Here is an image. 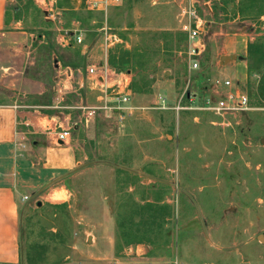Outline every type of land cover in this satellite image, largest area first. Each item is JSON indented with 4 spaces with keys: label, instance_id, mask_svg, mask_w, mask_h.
I'll use <instances>...</instances> for the list:
<instances>
[{
    "label": "rangeland",
    "instance_id": "1",
    "mask_svg": "<svg viewBox=\"0 0 264 264\" xmlns=\"http://www.w3.org/2000/svg\"><path fill=\"white\" fill-rule=\"evenodd\" d=\"M9 7L55 49L59 34V42L69 38V48L58 50L62 63L74 67L85 59L98 71L111 70L109 86L112 72L129 73L138 109L123 124L117 110L99 112L87 146L99 174L71 183V208L23 210V264H264V68L249 71L256 64L251 51L264 43V0H199L198 15L213 23L196 71L182 32L189 0H122L105 10H89L86 0H13ZM232 50L235 59L222 65ZM39 55L46 68L48 52ZM221 75L244 86L248 112L223 120L197 109ZM97 96H89V107L118 105L110 93ZM69 102H76L72 95ZM85 180L103 181L115 201L110 259L83 257L95 249L86 231L95 224L84 215L91 191Z\"/></svg>",
    "mask_w": 264,
    "mask_h": 264
},
{
    "label": "crops",
    "instance_id": "2",
    "mask_svg": "<svg viewBox=\"0 0 264 264\" xmlns=\"http://www.w3.org/2000/svg\"><path fill=\"white\" fill-rule=\"evenodd\" d=\"M12 1L0 0V264H23L25 208L32 205L71 208V183L86 179L89 174L97 177L99 174L88 163L87 151L97 134V118L84 126L82 111H78L91 106L89 96L96 98L101 93L96 77L88 74L92 67L85 59L74 67L62 63L58 50L69 48L59 44L62 34L56 38L55 49L45 34L25 28L23 20L9 7ZM50 47L45 68L39 54L43 49L48 52ZM224 54L237 55L234 50ZM243 60L239 61L247 68ZM48 72L51 74L46 75ZM105 81L108 85L110 78ZM234 84L245 90L239 82ZM71 95L74 104L69 102ZM68 129L70 137L60 142L58 134ZM84 183L85 190H91L84 215L95 224V230L86 231L93 236L95 249L90 256L83 257L89 262L110 259L116 250L115 201L109 197L103 181ZM55 194L63 201L53 202ZM139 247L130 250L138 252Z\"/></svg>",
    "mask_w": 264,
    "mask_h": 264
},
{
    "label": "built area",
    "instance_id": "3",
    "mask_svg": "<svg viewBox=\"0 0 264 264\" xmlns=\"http://www.w3.org/2000/svg\"><path fill=\"white\" fill-rule=\"evenodd\" d=\"M89 10H105L110 6L119 5L122 0H86ZM199 4V0H189V9L182 8L181 15L187 17L188 20L183 26L184 33L188 37V45L186 57L191 70L196 71L199 68V60L205 53L207 43L205 41L208 23L207 20L200 17L197 13L196 5ZM208 14L212 15L210 6H205ZM77 44L82 43L81 36L75 35ZM69 38L59 42L62 47L69 46ZM111 70H100L90 68L88 74L96 77L97 86L101 88V93L108 96V93L113 95L118 102V105L114 108H110L108 105H102L99 107H81L82 111L81 124L84 126L97 117L99 112L117 110L118 120L120 124L126 122L128 118L133 116L138 110L132 106V93H131V76L129 73H113L114 84L112 86L106 85V79L109 78V72ZM102 99V98H101ZM103 101V100H102ZM101 101V102H102ZM166 101L163 100V104ZM175 110L181 109L180 107L174 108ZM198 110L211 113L225 120L227 117H236L238 114L246 113L250 110V96L246 90H242L237 87L234 82L229 79L221 77L214 78L208 86L206 94H204L203 100L200 103ZM59 141L63 142L70 137V130H63L59 134Z\"/></svg>",
    "mask_w": 264,
    "mask_h": 264
},
{
    "label": "trees",
    "instance_id": "4",
    "mask_svg": "<svg viewBox=\"0 0 264 264\" xmlns=\"http://www.w3.org/2000/svg\"><path fill=\"white\" fill-rule=\"evenodd\" d=\"M51 48H48V53L51 52ZM252 55H251V58L253 56L254 59H256L255 61V65H253L251 63V66H250V69L249 71H261L263 68H264V43H261V46L258 47L255 51H251ZM79 54V53H78ZM259 92H260V95H259V99L264 102V79L261 83V87L259 88Z\"/></svg>",
    "mask_w": 264,
    "mask_h": 264
},
{
    "label": "water",
    "instance_id": "5",
    "mask_svg": "<svg viewBox=\"0 0 264 264\" xmlns=\"http://www.w3.org/2000/svg\"><path fill=\"white\" fill-rule=\"evenodd\" d=\"M234 59H235V57H231V58H229V57H221L220 61H221V64L224 65V64H227L228 61L234 60ZM239 60H243V58L240 57ZM263 144H264V141H263Z\"/></svg>",
    "mask_w": 264,
    "mask_h": 264
},
{
    "label": "bare ground",
    "instance_id": "6",
    "mask_svg": "<svg viewBox=\"0 0 264 264\" xmlns=\"http://www.w3.org/2000/svg\"><path fill=\"white\" fill-rule=\"evenodd\" d=\"M45 124V123H44ZM46 126V124H45ZM56 195V196H55ZM54 197L52 198L53 202H58V201H63V198L60 195L55 194ZM51 199V198H50Z\"/></svg>",
    "mask_w": 264,
    "mask_h": 264
}]
</instances>
